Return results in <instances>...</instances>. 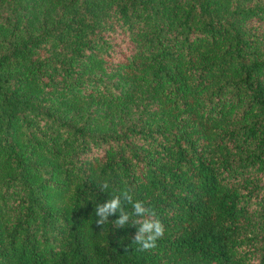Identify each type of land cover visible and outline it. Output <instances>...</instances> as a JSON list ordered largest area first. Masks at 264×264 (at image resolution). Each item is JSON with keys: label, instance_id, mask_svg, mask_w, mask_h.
I'll return each mask as SVG.
<instances>
[{"label": "trees", "instance_id": "16d2710c", "mask_svg": "<svg viewBox=\"0 0 264 264\" xmlns=\"http://www.w3.org/2000/svg\"><path fill=\"white\" fill-rule=\"evenodd\" d=\"M0 264H264V0H0Z\"/></svg>", "mask_w": 264, "mask_h": 264}, {"label": "clouds", "instance_id": "9594fccd", "mask_svg": "<svg viewBox=\"0 0 264 264\" xmlns=\"http://www.w3.org/2000/svg\"><path fill=\"white\" fill-rule=\"evenodd\" d=\"M108 184L105 183L103 188H107ZM122 200L132 204L133 211L137 216H145L149 214L148 218L138 220L135 223L139 224L136 234L132 239V243L139 245V250L145 251L152 249L156 246L158 238L162 237L164 233V226L159 219H154L155 213L151 212L143 206L140 201L133 202L132 196L129 191L125 190L120 195H116L111 199L106 200L102 204L95 206L96 225L103 226L108 221L109 216L119 213V218L114 221L118 227H124L128 220L129 215L122 207Z\"/></svg>", "mask_w": 264, "mask_h": 264}]
</instances>
